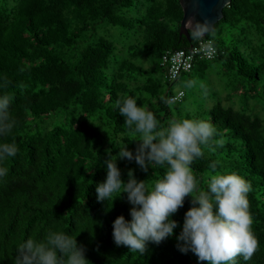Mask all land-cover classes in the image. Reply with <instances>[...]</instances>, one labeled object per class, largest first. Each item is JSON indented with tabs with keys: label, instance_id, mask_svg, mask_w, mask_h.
<instances>
[{
	"label": "trees",
	"instance_id": "16d2710c",
	"mask_svg": "<svg viewBox=\"0 0 264 264\" xmlns=\"http://www.w3.org/2000/svg\"><path fill=\"white\" fill-rule=\"evenodd\" d=\"M222 11L213 27L222 48L208 32L204 37L216 48L212 57L197 53L172 81L191 73L213 81L208 95L191 88L193 98L186 101L185 90L167 82L160 58L164 50L188 51L201 38L179 34L178 0H0V95L12 97L16 121L0 142L18 147L4 162L8 175L0 178V264H15L18 245L50 228L76 236L90 264H198L194 254L177 249L175 239L191 197L172 217L178 222L173 236L150 243L144 254L113 241L112 223L120 215L130 219L131 205L126 194L112 202L118 193L108 204L98 202L96 186L106 178L110 156L124 145L135 152L139 144L116 107L128 96L154 113L161 130L182 117L213 125L214 137L191 165L193 175L205 189L215 164V172H235L249 183L258 246L251 259L236 261L264 264V0H231ZM218 58L221 67L209 79L207 62ZM245 90L260 94L261 109L237 106ZM47 118L53 126L40 130L38 121ZM117 163L122 180L133 170L149 189L167 171L145 173L134 160Z\"/></svg>",
	"mask_w": 264,
	"mask_h": 264
},
{
	"label": "clouds",
	"instance_id": "9594fccd",
	"mask_svg": "<svg viewBox=\"0 0 264 264\" xmlns=\"http://www.w3.org/2000/svg\"><path fill=\"white\" fill-rule=\"evenodd\" d=\"M190 26L200 40L210 39L204 37L209 31L207 22L198 21L194 25L190 22ZM169 50H164L160 58ZM162 65L171 81L179 77L180 74L172 78L168 66ZM11 102L9 95H0V137L10 134L16 125ZM116 107L124 123L140 138L135 152L124 145L115 158L110 156L106 161V178L96 186L98 202L108 204L109 198L118 193L112 202L126 194L131 205L130 219L120 215L112 223L115 245L142 255L150 243L159 245L172 237L178 226L172 217L183 207L185 198L191 197V206L175 237L177 249L183 254H194L198 264H237L238 256L245 261L251 259L258 241L251 229L249 183L235 172H215V164L210 165L214 174L205 189L199 187L193 175L191 165L202 157L201 146L207 145L215 135L213 125L203 119L182 117L170 120L161 130L154 113L145 105L138 106L135 97L117 100ZM17 153L15 142H0V178L8 175L4 162ZM122 159L134 160L145 173L153 167H166L167 171L149 189L146 180L135 178L133 170L128 171L127 181L122 180L117 163ZM77 242L82 243L76 236L50 228L42 238L29 237L18 245L15 264H90L86 248Z\"/></svg>",
	"mask_w": 264,
	"mask_h": 264
},
{
	"label": "rangeland",
	"instance_id": "374dc122",
	"mask_svg": "<svg viewBox=\"0 0 264 264\" xmlns=\"http://www.w3.org/2000/svg\"><path fill=\"white\" fill-rule=\"evenodd\" d=\"M17 1L18 0H8V3L11 5H14ZM209 35L214 39V41H216L219 48H222V46L220 45L222 35H220L218 29L213 28L211 31H209ZM221 61H222V59L218 58V59H214L212 61L207 62L206 75L209 79H212V78L215 79L216 71L218 69H220V67H221L220 66ZM152 75L154 76L155 74H152ZM205 81L206 82H204V80L200 81L199 79H197V77L193 73L185 74L181 78H179L178 80H176L174 82H172L170 79H167V82L172 86L173 90H177L178 88H182L185 90L184 100H186V101L193 98V95L191 93V88H192L194 94H197L200 97H203L204 95H208L210 93V92L207 93L206 90L211 87L210 85H211V83H213V81L211 80V83L209 82L208 79H205ZM245 91H246L245 96L241 95V96L237 97V100H236L237 106L239 104L240 105H244V104L245 105L246 104L254 105L255 104V106H258L259 109H261L262 107L260 106V104H261L262 98H261L260 94H257V93L252 92V91H247V90H245ZM192 106H193V102L190 101L187 108H186V111H189L192 108ZM58 123H59V121L56 120L55 124H58ZM37 124L39 125L38 127L40 130H44V129H47V128H50L51 126H53L52 123L49 122L48 118L46 120H43V121H38ZM101 164H102V162L98 163L97 166H93V169H92L90 174H94L96 169L98 167H100ZM124 199L127 201L126 196L124 197Z\"/></svg>",
	"mask_w": 264,
	"mask_h": 264
},
{
	"label": "water",
	"instance_id": "95a60500",
	"mask_svg": "<svg viewBox=\"0 0 264 264\" xmlns=\"http://www.w3.org/2000/svg\"><path fill=\"white\" fill-rule=\"evenodd\" d=\"M182 9V18L179 23V34L190 40V31L196 22H207L209 31L223 16V8L231 0H178ZM208 31V32H209ZM207 32V33H208ZM206 33V34H207ZM204 34V35H206Z\"/></svg>",
	"mask_w": 264,
	"mask_h": 264
},
{
	"label": "built area",
	"instance_id": "2783aa9c",
	"mask_svg": "<svg viewBox=\"0 0 264 264\" xmlns=\"http://www.w3.org/2000/svg\"><path fill=\"white\" fill-rule=\"evenodd\" d=\"M215 46L210 39L199 40L190 50L177 49L166 51L162 54V64L168 66L169 74L176 78L181 71L189 69L192 66L194 55L202 53L206 58H211L215 52Z\"/></svg>",
	"mask_w": 264,
	"mask_h": 264
}]
</instances>
